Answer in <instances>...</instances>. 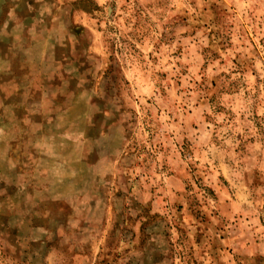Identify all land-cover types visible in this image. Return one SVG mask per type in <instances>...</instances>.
<instances>
[{"label":"rangeland","instance_id":"1","mask_svg":"<svg viewBox=\"0 0 264 264\" xmlns=\"http://www.w3.org/2000/svg\"><path fill=\"white\" fill-rule=\"evenodd\" d=\"M0 264H264V0H0Z\"/></svg>","mask_w":264,"mask_h":264}]
</instances>
